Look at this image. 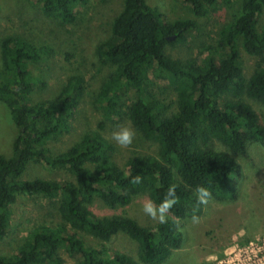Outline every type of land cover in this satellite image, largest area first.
I'll list each match as a JSON object with an SVG mask.
<instances>
[{
  "label": "trees",
  "instance_id": "obj_1",
  "mask_svg": "<svg viewBox=\"0 0 264 264\" xmlns=\"http://www.w3.org/2000/svg\"><path fill=\"white\" fill-rule=\"evenodd\" d=\"M37 1L45 17L65 27L75 24L88 0ZM184 2L194 18L168 21L149 0H122L111 37L95 49L99 68L109 69L95 101L102 120L59 152L50 145L71 131L85 96V78L70 76L57 93L34 101V93L47 84L32 67L52 49L20 37L1 41L0 102L10 110L17 135L11 156L0 155V242L10 229L11 207L22 194L57 200L61 222L29 232L15 253L0 255V264H66L61 249L77 264H165L183 242L181 220L202 213L199 187L211 193L204 200L237 198L236 156L254 144L264 147V122L251 104L264 107V27H259L264 0ZM220 6L234 13L215 46L189 61L170 55L171 48L196 32L198 18ZM241 49L257 59L250 77L244 74ZM167 85L176 94L174 107L159 95ZM124 120L157 145L156 157L136 154L124 165L114 159L116 147L104 130L107 122ZM33 164L65 170L71 179L23 180ZM170 187L175 189L168 193ZM140 196L156 207L166 196L176 202L166 220L153 226L93 210L95 200L116 210ZM119 234L137 245V259L107 247ZM85 236L99 244L88 243Z\"/></svg>",
  "mask_w": 264,
  "mask_h": 264
},
{
  "label": "rangeland",
  "instance_id": "obj_2",
  "mask_svg": "<svg viewBox=\"0 0 264 264\" xmlns=\"http://www.w3.org/2000/svg\"><path fill=\"white\" fill-rule=\"evenodd\" d=\"M149 2L163 12L168 21L194 18L184 0ZM121 9L122 0H88L78 9L75 24L62 27L59 21L43 15L37 0H0V46L4 38L20 37L35 45H46L52 49L51 55L32 67L33 73L47 84L44 89L34 93V101L45 100L57 93L70 76L81 75L86 80L85 96L71 122V131L50 145L55 152L63 150L84 133L96 130L102 120L95 101L109 69L99 68L95 49L98 44L111 37L112 21ZM233 9L220 6L210 15L198 18L196 32L183 43L171 48L168 51L170 55L189 61L205 48L215 46L221 30L233 18ZM259 27H264V14L259 19ZM240 52L244 74L250 77L256 68L257 59L247 55L242 49ZM2 67L0 53V70ZM164 88L159 90L161 99L174 107L175 92L168 85ZM251 104L264 122V107L253 102ZM128 126L133 129L126 120L119 124L107 122L104 134L116 147L114 159L124 165L129 157L136 154L156 157L157 145L145 140L134 129L135 135L128 146H121L112 138L114 132ZM16 135L17 129L11 112L6 104L0 102V155L11 156ZM236 157L240 166V174L236 178L237 198L228 202L206 200L198 217L181 220L179 228L183 242L165 264H212L213 260H223L225 253L232 250L238 252V249L245 247H249V254L241 258L246 263L254 257L252 250L257 252L262 249L264 257V147L254 144L245 155ZM35 178L70 180L71 176L65 170H48L33 164L22 179L28 181ZM147 201L151 200L140 196L129 206L112 210L100 200H95L93 210L99 216L127 215L142 225L153 226L160 222L159 214L153 218L144 211ZM57 204V200L51 203L50 199L44 197L18 196L11 207L10 229L0 242V255L15 253L29 232L43 225L54 226L61 222ZM164 216L166 220V212ZM85 239L92 245L99 244L90 236H85ZM107 247L113 252L137 259V245L125 234L117 235L107 243ZM61 254L66 264H77L66 255L64 249H61ZM207 256L212 260L205 261Z\"/></svg>",
  "mask_w": 264,
  "mask_h": 264
},
{
  "label": "clouds",
  "instance_id": "obj_3",
  "mask_svg": "<svg viewBox=\"0 0 264 264\" xmlns=\"http://www.w3.org/2000/svg\"><path fill=\"white\" fill-rule=\"evenodd\" d=\"M134 135H135L134 130L130 126H128V127H122L118 132H114L112 138L121 146H128L132 143ZM134 179H135V182L139 183V181H140L139 176L135 177ZM174 189H175L174 187H170L168 189V193H171ZM197 193H199L202 202H207L206 200H204V198L211 196L210 191L204 187H199L197 189ZM175 202H176L175 198L174 199H168L167 196L165 197V199L162 201V203L158 207L154 206L152 201H147L144 204V211L153 218H156L157 215L159 214L160 222L163 223L165 220L164 213ZM244 233H245V231H244ZM238 235H239V233H238ZM228 256H229V258L227 259V261H229V262L239 261V264H245V261L241 259L239 253H237V255H235V256H232L231 254H229ZM204 259H205V261H211L212 260V259H210V256H207ZM260 264H264V260H261Z\"/></svg>",
  "mask_w": 264,
  "mask_h": 264
},
{
  "label": "built area",
  "instance_id": "obj_4",
  "mask_svg": "<svg viewBox=\"0 0 264 264\" xmlns=\"http://www.w3.org/2000/svg\"><path fill=\"white\" fill-rule=\"evenodd\" d=\"M248 248L245 247V248H242V249H238V252L232 250L229 253H225L226 257L223 258V260H219V261L213 260L212 264H239V261H232V262L227 261V259L229 258L228 255L231 254L232 256H235V255H237V253H239L240 257L243 256V255L244 256L248 255L249 254ZM251 252L255 253L254 257L250 258V262L249 263L245 262V264H260L261 260H264V257L262 256V253H263L262 249H258L257 252L252 250Z\"/></svg>",
  "mask_w": 264,
  "mask_h": 264
}]
</instances>
